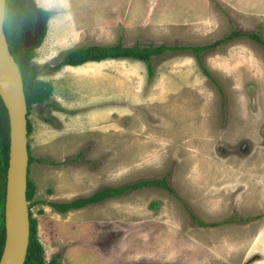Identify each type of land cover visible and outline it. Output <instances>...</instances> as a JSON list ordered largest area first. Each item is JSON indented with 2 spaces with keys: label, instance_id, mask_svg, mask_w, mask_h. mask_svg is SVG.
I'll return each mask as SVG.
<instances>
[{
  "label": "rangeland",
  "instance_id": "obj_1",
  "mask_svg": "<svg viewBox=\"0 0 264 264\" xmlns=\"http://www.w3.org/2000/svg\"><path fill=\"white\" fill-rule=\"evenodd\" d=\"M38 4L50 16L40 46L28 51L30 64L38 79L59 75L61 82L31 109L30 178L42 188L35 198L43 201L57 185L55 168L66 170L64 186L77 180L71 198L144 179L165 178L173 188L131 190L84 207L83 217H50L51 228L35 217L43 205L33 198L37 236L41 229L59 237L47 245L46 260L264 264V44L248 36L264 41V0ZM232 31L243 35L202 53L212 77L191 50L154 56L152 71L133 58L50 70L81 46L214 44ZM234 214L260 218L253 229L238 221L206 227ZM244 233L255 241L241 249Z\"/></svg>",
  "mask_w": 264,
  "mask_h": 264
},
{
  "label": "trees",
  "instance_id": "obj_2",
  "mask_svg": "<svg viewBox=\"0 0 264 264\" xmlns=\"http://www.w3.org/2000/svg\"><path fill=\"white\" fill-rule=\"evenodd\" d=\"M33 1V0H32ZM125 12V11H124ZM44 23H46L47 19L50 16V12L45 11L42 12ZM243 33L238 31H232L227 34L219 41L214 44H203V45H168V44H160V45H146L141 46L139 44L133 46H124L121 42L112 45H100L93 44L89 46H81L76 49H73L67 52L63 58L58 62V64L54 65V69H59L64 65L71 66H79L85 63L90 62H101L108 59H123V58H133L135 60H142L148 63L149 70L152 71L153 65L151 60L154 56L162 55L165 52L171 51H185L191 50L197 60L201 65L204 73L209 77H212L209 70L202 63V53L209 48H213L220 43L227 42L229 40H233L237 37L242 36ZM248 36L262 44L264 41L260 37L258 33H249ZM12 53H16L14 48L11 46ZM33 54V52H32ZM32 54L26 53V60L23 63H26L28 60V64H25L24 68V83H25V93L28 105L32 104H40L48 100L54 89L53 83L50 81H44L37 78L38 71L30 64V60ZM24 56V57H25ZM3 105V115L0 120V129L1 134L4 136L3 146L1 147V155L2 159L4 158V186L6 187V173L9 161V146H10V126H9V116L7 109L2 102ZM32 131V126L29 123V134ZM31 160H33L31 158ZM39 162L44 164H57V162L52 161L51 159H38ZM31 163V161H30ZM164 187L173 192V188L166 182L165 178L160 179H144L138 180L132 183L124 184L121 186H109L98 189L94 193L88 196H80L73 200L66 202H48L46 200L38 201L35 200V203H45L51 205L54 209L60 212H68L72 209H80L86 206H90L92 204H100L105 200L110 198H115L118 196H122L131 190H137L144 187ZM35 185L29 179L28 181V199L33 200L35 195ZM33 205L31 204V207ZM192 214V212H191ZM201 225H206L205 223H201ZM5 233L4 230L0 235V259L3 252V243H4ZM60 255H55L50 261H47L45 258V249L37 236V226L36 220L31 219V235H30V243L28 248V254L25 261V264H61Z\"/></svg>",
  "mask_w": 264,
  "mask_h": 264
},
{
  "label": "water",
  "instance_id": "obj_3",
  "mask_svg": "<svg viewBox=\"0 0 264 264\" xmlns=\"http://www.w3.org/2000/svg\"><path fill=\"white\" fill-rule=\"evenodd\" d=\"M38 32L26 35L25 47L34 46L42 31V18L36 10ZM6 0H0V96L7 108L10 126L9 164L5 199V244L0 264H25L30 243V165L28 102L22 70L10 51L4 30Z\"/></svg>",
  "mask_w": 264,
  "mask_h": 264
},
{
  "label": "flooded vegetation",
  "instance_id": "obj_4",
  "mask_svg": "<svg viewBox=\"0 0 264 264\" xmlns=\"http://www.w3.org/2000/svg\"><path fill=\"white\" fill-rule=\"evenodd\" d=\"M37 0H6V18H5V32L7 35V40L8 44L11 49V46L15 50L14 57L18 61L20 68L22 70V75L24 78V68L25 64L29 63L28 60L26 63H23L24 60H26L25 54L27 49L25 47V41H26V35L29 33L35 34L38 32L37 26H36V13L35 10L38 8L41 12L40 6L36 3ZM42 14V12H41ZM43 18V15H42ZM44 25V23H43ZM30 34V37H31ZM44 35V26L43 30L41 32V36L39 37V41L36 45L39 44L40 39L42 40ZM35 45V46H36ZM33 46V47H35ZM32 48V47H31ZM13 52V51H12ZM37 63H35L36 65ZM58 64V63H57ZM56 65V64H55ZM33 66V65H32ZM50 70H55L54 68H50ZM2 102L4 103L2 97L0 96V120L3 115V105ZM32 105H28V117L29 119L31 118V109ZM31 122V119H30ZM5 136V135H4ZM4 136L1 134V129H0V235L4 230L5 233V199H6V187L4 186V158L2 159L1 155V147L3 146V139ZM31 150V146H30ZM8 170V167H7ZM255 179L254 177L252 178ZM6 182H7V173H6ZM254 182V181H253ZM255 202V199H253ZM260 217L258 216H253V217H241V216H236L235 214L232 215L231 218L224 219L223 221L220 222H215V223H207L206 227H218V226H225L227 224H233L235 221H238V224H246V225H252V229L254 228L255 224H257V221ZM30 219H33L30 217ZM30 231H31V220H30ZM31 235V234H30ZM245 236V233L243 234ZM252 236L247 234V237L245 236L244 241L242 242V248H246L250 242L255 241L251 240ZM241 241V240H240ZM214 244V241H212ZM5 244V238H4V243H3V248ZM215 245V244H214ZM258 252V251H256ZM261 254V253H260ZM256 257H259L260 255H255ZM253 258V257H252Z\"/></svg>",
  "mask_w": 264,
  "mask_h": 264
},
{
  "label": "crops",
  "instance_id": "obj_5",
  "mask_svg": "<svg viewBox=\"0 0 264 264\" xmlns=\"http://www.w3.org/2000/svg\"><path fill=\"white\" fill-rule=\"evenodd\" d=\"M122 13L124 14L123 11H115L113 10V14L114 13ZM99 14H101V12H97ZM111 13L110 11H107V13L105 14H109ZM108 60H119V59H108ZM105 61V60H104ZM104 61H101V62H104ZM101 62H96V63H91V64H94V66H96L95 64H98V63H101ZM74 67V66H72ZM67 71L69 72L67 69H64V71ZM63 71V72H64ZM59 75H56L55 76V81L57 82H54V80H52V83L54 85V89L55 90H59V85H58V82H61V80H57L56 78H58ZM66 79H62V82H65ZM58 85V87H57ZM62 100V98H61ZM33 133L31 134V137H33ZM57 134V133H56ZM38 137V136H37ZM42 137V135H41ZM55 172H57L58 174V177H56L58 179V183L57 185H55L49 192H51L50 194H48V196L44 199L48 202H66V201H70V200H73L77 197H80V196H77L75 198H71V196L74 194V192L78 189V185H77V180L76 182H72V184H74V186H69L68 184H66V186L63 185L62 183V179H63V176L61 174H64L66 173V170H63V171H60L58 169L55 168ZM79 177L78 175H76V178ZM41 182H38V183H34V185L37 186V184H40ZM35 186V187H36ZM37 191H38V198H39V195L41 194L42 192V188H41V184L38 185V188L36 187L35 189V196L37 195ZM35 196L33 197L34 200H38L37 198H35ZM112 199V198H110ZM33 200V201H34ZM37 204V203H36ZM101 204V203H100ZM37 205H43L42 208H40V212L39 214H36L35 217H42V218H39V220H43V218L45 217L47 220H50V224H49V227L51 228L53 225V221L54 219L50 218V217H83L81 216V211L83 210V208H80V209H72L68 212H60V211H57L56 209H54L51 205L49 204H45V203H41V204H37ZM39 239L40 241L42 242L43 246H44V249H45V254L47 253V245L50 246V244H53L55 242L56 239H58L59 237L56 235V232L55 230H52L50 232H47V234H45L41 229H39Z\"/></svg>",
  "mask_w": 264,
  "mask_h": 264
},
{
  "label": "clouds",
  "instance_id": "obj_6",
  "mask_svg": "<svg viewBox=\"0 0 264 264\" xmlns=\"http://www.w3.org/2000/svg\"><path fill=\"white\" fill-rule=\"evenodd\" d=\"M36 3L38 4V0L36 1ZM39 5V4H38ZM40 6V5H39ZM40 8H41V6H40ZM36 10H38L39 12H40V10L38 9V8H36ZM36 10H35V13H36ZM45 11H47V10H44V9H41V12H45ZM41 12H40V15H41V18H42V14H41ZM48 12V11H47ZM36 15H37V13H36ZM49 19V18H48ZM48 19H47V21H46V23H44V19L42 18V30H43V26H44V35H45V33H46V29H47V22H48ZM43 23H44V25H43ZM4 30H5V25H4ZM42 32V31H41ZM43 35V36H44ZM40 36H41V34H40ZM39 36V37H40ZM38 41H39V39H38ZM41 39H40V42H39V44L37 45V46H35V47H33V49L35 48H38L39 46H40V43H41ZM7 43H8V40H7ZM8 46H9V44H8ZM10 48V47H9ZM31 48V47H30ZM29 48V49H30ZM29 49H27V51H26V53L29 51ZM11 51V50H10ZM11 53H12V51H11ZM13 54V53H12ZM26 55V54H25ZM13 56H14V54H13ZM26 57V56H25ZM89 63V62H88ZM86 64V63H85ZM84 65V64H83ZM79 66H82V65H79ZM74 67H77V66H74ZM5 105V104H4ZM6 107V106H5ZM7 109V108H6ZM29 123L31 124V122H30V119H29V117H28V129H29ZM31 126H32V124H31ZM32 128H33V126H32ZM31 133H32V131H31ZM31 133L29 134L28 133V136H29V139L31 140ZM9 136H10V131H9ZM30 145H31V141H30V144H29V152H30V161H31V163H30V165H29V178H28V181H29V179L31 180V178H30V172H31V165H32V162H33V160H31V158H32V153H31V150H30ZM9 148H10V146H9ZM8 164H9V162H8ZM44 164V163H43ZM33 183V182H32ZM34 184V183H33ZM30 214H31V216H32V212H31V204H32V200H30Z\"/></svg>",
  "mask_w": 264,
  "mask_h": 264
}]
</instances>
